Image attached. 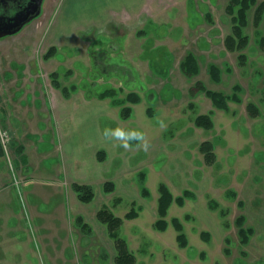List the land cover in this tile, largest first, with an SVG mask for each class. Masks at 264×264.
<instances>
[{
	"label": "rangeland",
	"instance_id": "374dc122",
	"mask_svg": "<svg viewBox=\"0 0 264 264\" xmlns=\"http://www.w3.org/2000/svg\"><path fill=\"white\" fill-rule=\"evenodd\" d=\"M229 1L47 0L40 18L19 35L0 41V264H116L115 242L97 219L103 208L120 218L133 208L139 212L120 231L136 264H264V21L256 26L254 11L250 13L246 29L250 43L244 53L248 61L241 66L239 53L225 46L232 31L226 12ZM87 24L93 27L80 28ZM52 49L55 56L46 59ZM190 54L198 60V76H189L182 68ZM97 63L108 67L101 70ZM212 66L222 73L219 83L211 77ZM54 73H59V87ZM202 85L228 96L240 86L241 102H230L228 112L217 110ZM46 86L63 97L62 89L68 88L70 101L88 92L93 97L116 89L113 99L120 128L143 133L147 142H155L152 146L160 144L149 155L144 149L126 148V157H133V181L138 182L129 196L96 192L97 197L84 204L64 180L49 186L57 195L47 202L49 189L40 185L43 176L32 167L33 161H21L22 154H17L21 140L13 131L20 111L25 117L30 111L31 121L36 118V110L15 109L16 104L28 98L46 104ZM131 93L141 102L123 120L127 104L119 103ZM251 102L260 108L258 118L247 111ZM209 113L214 129L197 128L196 117ZM39 116L45 117L41 112ZM208 142L216 146L215 165H209L200 150ZM33 149L35 156L39 147ZM143 173L147 198L139 182ZM162 183L175 198L186 190L196 196L184 205L172 204L165 232L155 227ZM231 192L237 193L236 200ZM240 201L244 208L238 206ZM212 202L219 207L212 210ZM239 216H245L247 228L255 231L245 247L235 224ZM78 217L91 225V236L77 225ZM174 218L184 226L185 248L177 240ZM204 232L210 239L202 237Z\"/></svg>",
	"mask_w": 264,
	"mask_h": 264
},
{
	"label": "crops",
	"instance_id": "0c3cea01",
	"mask_svg": "<svg viewBox=\"0 0 264 264\" xmlns=\"http://www.w3.org/2000/svg\"><path fill=\"white\" fill-rule=\"evenodd\" d=\"M95 17L96 15L92 18ZM89 27L93 26L89 24L80 26L81 29ZM48 89L47 86L44 89V93H47H45L46 104L43 102L40 105L41 100L34 101L28 98L26 101L20 100L14 107L19 110L23 108L36 110L35 113L33 112V117L37 118V122L36 118H32V121L29 118L30 111L26 117V114L20 111V116L14 118L17 124L13 131L15 135H19L21 140V145L17 148V154H22L21 161L30 164L33 161L32 167L36 166V171L39 170L43 176L40 185H44L46 190L50 188L49 186L62 185L61 181L65 180L71 183V190L75 183L92 186L96 197V192L106 196H111L114 193L120 195L123 193V195L129 196V190H134L138 186V182L135 179L133 181L134 177L131 173V170L134 169L130 163L133 157H126L129 152L121 146V141L105 139L103 135L105 128L115 130L122 127L117 122L114 99L101 100L94 95L92 97L84 94L80 100L70 101L57 90L50 91ZM133 106L135 107L136 104ZM40 112L45 115L43 119L39 116ZM38 122L43 125V129L40 128ZM124 131L129 132L132 129L127 128ZM147 143L148 148L145 153L148 155L152 147L160 146L159 143L154 146L150 145L155 143L151 141ZM130 144V149H136V151L144 149L142 142L134 140ZM35 146L39 147V151H36L34 156L33 148ZM101 151L106 154L104 162L98 161V154ZM38 158L43 160L39 163ZM38 178L40 179V177ZM38 178H35L33 183L36 184ZM108 182L115 184V191L111 194L104 192V186ZM50 191L49 189L44 196L48 198V203L57 195ZM117 201H122V198H118Z\"/></svg>",
	"mask_w": 264,
	"mask_h": 264
},
{
	"label": "trees",
	"instance_id": "16d2710c",
	"mask_svg": "<svg viewBox=\"0 0 264 264\" xmlns=\"http://www.w3.org/2000/svg\"><path fill=\"white\" fill-rule=\"evenodd\" d=\"M254 11V24L256 26H260L264 21V0H230L227 6L226 12L230 18L232 24L231 34L225 39L226 49L232 53H239L238 60L241 66H245L247 64L248 58L244 54L247 48L249 47L250 38L246 34V29L249 26V15ZM262 45H264V38L261 40ZM56 49H52L50 53L46 56V59L55 56ZM183 70L189 76H198L200 72V67L198 60L193 54H190L182 65ZM210 74L214 82L219 83L221 80V71L216 66H212L210 68ZM167 78L168 75L163 76ZM53 81L56 87H59L57 83L59 78V73H54L52 75ZM201 89L205 93V95L212 101L213 106L220 111H229V103L237 102L240 103L241 99L239 94L241 93V87L236 86L234 88V92L232 96L225 95L221 92H215L206 89L204 85L201 86ZM73 90H77L76 86H73ZM62 93L65 98H70V90L68 88H63ZM118 96L116 89H109L102 93L96 95L98 99L105 100L108 98H115ZM141 101V97L138 94L131 93L127 96L125 101H122L121 105H125L126 103L138 104ZM247 111L252 118H258L261 115L260 108L254 104L249 103L247 105ZM132 115V107L124 106L122 108V119L128 120ZM150 116H153V113L150 111ZM195 125L197 128L204 129L206 131H211L215 127V123L213 120V113L199 115L195 119ZM134 141V140H133ZM201 152L205 155V160L209 165H215L217 161V155L215 153V145L211 142L202 144L200 148ZM105 152L101 151L98 154V161L104 162ZM146 174L139 175L140 186L142 187V196L145 198L150 196L149 190L145 187ZM73 191L76 193L79 201L84 204H89L95 199V190L90 185L84 184H73ZM115 191V184L113 182H108L104 186V192L106 194H111ZM160 197L158 200V214L160 219L156 222L155 227L158 231L165 232L169 227V222L167 221L168 212L174 202L180 205H184L187 200L195 199V194L189 190H186L182 196L175 198L169 187L162 183L159 186ZM231 199L236 200L237 193L231 192ZM238 206L240 208H244V203L239 202ZM219 204L216 202H212L211 209L218 208ZM139 216V212L136 208H133L129 213L125 215L124 218L117 217L112 211L109 209L103 208L97 213V219L100 223L107 227L110 238L115 242L117 256L115 259L116 264H136V256L130 250L128 241L121 237L120 231L125 223V221H132L137 219ZM189 218H187L188 220ZM247 218L245 216H239L236 221V227L239 229V238L241 241V246H248L252 237L255 234L254 229L247 228L246 226ZM172 224L175 227L176 231L179 233L178 242L180 246L185 248L188 245L187 235L184 231V226L182 222L178 218H174L172 220ZM77 225L80 227L82 232L86 236H91L93 234V229L90 224L85 222L83 217L77 218ZM202 237L205 239H210L208 233H203ZM227 243H231L228 239ZM232 250L230 248L225 250L226 255H230ZM242 256H245V252H241Z\"/></svg>",
	"mask_w": 264,
	"mask_h": 264
},
{
	"label": "flooded vegetation",
	"instance_id": "af4514ba",
	"mask_svg": "<svg viewBox=\"0 0 264 264\" xmlns=\"http://www.w3.org/2000/svg\"><path fill=\"white\" fill-rule=\"evenodd\" d=\"M46 1L47 0L43 1L42 13L38 17L33 18L30 23L25 25V27H27L28 25H31L36 19L40 18L43 15L44 4ZM33 4H35V0H0V33L8 32V31L11 32L12 30H14L13 28L17 24L15 19L19 16H22V18L26 17L27 19L31 18L32 14L30 12H31V10H33V8H32ZM25 27L20 32L14 34V35H7V36L0 38V41L19 35L25 29ZM102 55L107 56L106 54H102ZM104 59L106 60V57ZM97 64H98V66H101V70L104 68L107 69V67H108V66H106V64L105 65L100 64V63H97ZM104 71L105 70H103V72ZM97 94H99V93H95L94 96H96ZM88 95H91V93L88 92ZM126 104H127V106L132 107V103H126ZM194 123H195V121H194ZM3 147H4V145H3ZM6 149L8 150V147ZM6 149H5V151L7 152Z\"/></svg>",
	"mask_w": 264,
	"mask_h": 264
},
{
	"label": "clouds",
	"instance_id": "9594fccd",
	"mask_svg": "<svg viewBox=\"0 0 264 264\" xmlns=\"http://www.w3.org/2000/svg\"><path fill=\"white\" fill-rule=\"evenodd\" d=\"M103 135L105 139H116L121 141V146L124 148L131 147L130 142L133 140L142 142V147L144 148L145 151L148 148V143L145 140L144 134L136 130L125 132L121 128H117L115 130L110 128H105Z\"/></svg>",
	"mask_w": 264,
	"mask_h": 264
},
{
	"label": "water",
	"instance_id": "95a60500",
	"mask_svg": "<svg viewBox=\"0 0 264 264\" xmlns=\"http://www.w3.org/2000/svg\"><path fill=\"white\" fill-rule=\"evenodd\" d=\"M43 1L44 0H35V4H33V7H32L33 10H31L30 12L32 14V17L29 19H27L26 17L22 18V16L17 17L15 19L17 24L13 28L14 30H12L11 32L8 31V32L0 33V38L7 36V35H14L20 32L25 27V25H27L28 23L32 21L33 18L38 17L42 13Z\"/></svg>",
	"mask_w": 264,
	"mask_h": 264
},
{
	"label": "built area",
	"instance_id": "2783aa9c",
	"mask_svg": "<svg viewBox=\"0 0 264 264\" xmlns=\"http://www.w3.org/2000/svg\"><path fill=\"white\" fill-rule=\"evenodd\" d=\"M6 138H7V134L4 132V134H2V141H3V145H4V148L6 149L7 148V141H6ZM7 150V149H6Z\"/></svg>",
	"mask_w": 264,
	"mask_h": 264
}]
</instances>
